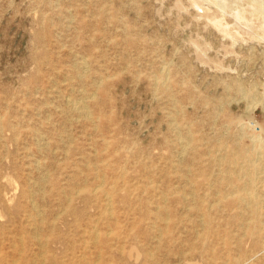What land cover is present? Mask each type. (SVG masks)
<instances>
[{
  "label": "rangeland",
  "instance_id": "374dc122",
  "mask_svg": "<svg viewBox=\"0 0 264 264\" xmlns=\"http://www.w3.org/2000/svg\"><path fill=\"white\" fill-rule=\"evenodd\" d=\"M258 136L264 0H0V264H264Z\"/></svg>",
  "mask_w": 264,
  "mask_h": 264
},
{
  "label": "bare ground",
  "instance_id": "6f19581e",
  "mask_svg": "<svg viewBox=\"0 0 264 264\" xmlns=\"http://www.w3.org/2000/svg\"><path fill=\"white\" fill-rule=\"evenodd\" d=\"M254 2V1H253ZM252 6V5H251ZM237 10V9H236ZM236 10H235V12H236ZM234 11V10H233ZM239 12V11H238ZM237 13V12H236ZM240 13V12H239ZM235 14V13H234ZM238 14V13H237ZM237 14H235V15H237ZM218 23V22H217ZM225 25V24H224ZM222 26V25H221ZM80 68V67H79ZM82 68V67H81ZM85 71V70H84ZM84 74V73H83ZM163 74V73H162ZM161 79V78H160ZM157 81V80H156ZM93 97V96H92ZM67 99H69V97L67 98ZM77 100V99H76ZM80 100V99H79ZM68 101V100H67ZM76 102V101H75ZM82 102V101H81ZM76 103H78V102H76ZM75 103V104H76ZM82 103H80V105H81ZM74 105V104H73ZM76 107V106H75ZM77 107H79V106H77ZM83 107V106H82ZM86 107V106H85ZM75 109V108H74ZM80 109V108H79ZM87 110V109H86ZM79 111V110H78ZM83 111H85L84 109H83ZM89 113H90V110H89ZM87 114H88V112L86 113V116H87ZM85 116V117H86ZM89 116H91L90 114L88 115V117ZM92 122V121H91ZM247 126V125H246ZM248 128V127H247ZM249 129V128H248ZM192 134H190V136H191ZM254 135V134H253ZM258 138L259 139H257L258 140V147H259V149L261 150V152H264V137L263 138H261L260 136H258ZM181 141V140H180ZM254 143V142H253ZM186 145V144H185ZM184 145V146H185ZM238 146V145H237ZM253 146V145H252ZM247 147V146H246ZM245 148V147H244ZM251 148V147H250ZM238 151V150H237ZM252 155V154H251ZM264 155V154H263ZM244 157V156H243ZM249 157V156H248ZM253 157V156H252ZM261 157V156H260ZM264 157V156H263ZM218 161V160H217ZM258 161V160H257ZM250 162V161H249ZM253 163V162H252ZM255 163V162H254ZM253 163V164H254ZM232 164V163H231ZM247 165H248V162H247ZM252 165V164H251ZM259 164H257V166H258ZM256 166V165H255ZM228 167V166H227ZM260 167V166H259ZM235 169V168H234ZM247 169V168H246ZM203 170V169H202ZM258 170V169H257ZM252 171V170H251ZM254 171H256V170H254ZM202 172V171H201ZM257 172V171H256ZM246 173V172H245ZM254 173V172H253ZM101 174V173H100ZM99 174V175H100ZM98 175V174H97ZM245 175V174H244ZM103 176V175H102ZM202 176V175H201ZM97 177V176H96ZM220 177V176H219ZM231 177V176H230ZM234 179V178H233ZM237 179H238V177H237ZM249 179V178H248ZM244 181V180H243ZM114 182V181H113ZM101 183V182H100ZM99 183V184H100ZM250 183H253L252 181H250ZM255 183V182H254ZM249 184V183H248ZM113 185V184H112ZM250 185V184H249ZM235 186V185H234ZM237 187H238V185H237ZM241 187V186H240ZM250 187V186H249ZM111 188H112V186H111ZM235 188V187H234ZM254 189L255 188H250L247 192H246V194H244V195H241V196H238L236 199H237V201L238 202H241V201H243L244 199H247V200H250V201H252L255 205H260L261 204V200L259 199V196L258 195H256V192H254ZM95 190V189H94ZM237 190V189H236ZM242 190H244V189H241L240 191H242ZM256 190V189H255ZM246 191V190H245ZM257 191V190H256ZM105 194H106V192H105ZM104 196H106V195H104ZM110 196V195H109ZM164 196V195H163ZM224 196V195H223ZM227 196V195H226ZM165 197V196H164ZM109 199L110 198H108V201H109ZM166 199V198H165ZM245 201V200H244ZM264 201V200H263ZM235 202V201H234ZM237 202V203H238ZM201 204V203H200ZM247 204V203H246ZM109 205V204H108ZM232 205V204H231ZM243 205V204H242ZM107 206V205H106ZM246 206V205H245ZM263 206H264V204H263ZM263 206H261V207H263ZM106 208V207H105ZM106 209H108V208H106ZM111 209V208H110ZM217 209V208H216ZM215 209V210H216ZM104 211V210H103ZM161 211V210H160ZM254 213V217L257 219L258 217H259V215L261 214V211H259V210H257V208L253 211ZM35 213V212H34ZM112 213V212H111ZM162 217V216H161ZM201 218V217H200ZM254 218V219H255ZM156 221V220H155ZM201 221V220H200ZM262 221V220H261ZM202 222V221H201ZM256 221H255V223H254V225H253V227L250 229V231L251 232H253L255 229H256ZM239 226V225H238ZM95 227V226H94ZM93 227V228H94ZM153 227V226H152ZM34 228V227H33ZM154 231V230H153ZM164 231V230H163ZM21 240V239H20ZM19 240V241H20ZM151 253V252H150ZM39 255V254H38ZM34 261V260H33ZM192 262V261H191Z\"/></svg>",
  "mask_w": 264,
  "mask_h": 264
}]
</instances>
